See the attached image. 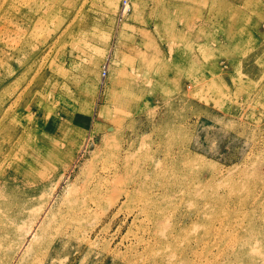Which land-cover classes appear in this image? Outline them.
I'll return each mask as SVG.
<instances>
[{
  "label": "rangeland",
  "instance_id": "rangeland-1",
  "mask_svg": "<svg viewBox=\"0 0 264 264\" xmlns=\"http://www.w3.org/2000/svg\"><path fill=\"white\" fill-rule=\"evenodd\" d=\"M12 1L0 264H264V0H128L123 23L127 0H45L43 24L19 30ZM55 110L77 131L56 165L27 166ZM91 170L106 177L76 194Z\"/></svg>",
  "mask_w": 264,
  "mask_h": 264
},
{
  "label": "bare ground",
  "instance_id": "bare-ground-1",
  "mask_svg": "<svg viewBox=\"0 0 264 264\" xmlns=\"http://www.w3.org/2000/svg\"><path fill=\"white\" fill-rule=\"evenodd\" d=\"M7 0H5V3H6ZM2 2V1H1ZM4 2V0H3ZM44 2L45 0H13L12 1V5L9 7L10 9L9 10V13L11 14L10 11L13 12V15H14V19L13 17L11 19H13V21L15 22L14 25L16 24V27L18 30L19 29H23V27L25 28V26H27L29 28V26H32L33 23H35V25L38 23H42L43 22V9H44ZM109 2L111 4L114 3V0H109ZM5 3L3 4V6L5 5ZM78 3V2H77ZM1 5V3H0ZM130 7V4L128 3V0L123 3L122 5V8L123 10H121V13H120V18H119V22L120 23H123V21L125 20V15L128 13V9ZM121 8V9H122ZM7 9H5V12H6ZM165 13V12H164ZM3 14V13H2ZM5 14V13H4ZM8 14L6 13V16ZM9 16V15H8ZM12 16V15H11ZM10 17V16H9ZM1 18V17H0ZM7 19V18H6ZM3 20V18H2ZM163 27H164V30H165V33H166V36L170 37L171 34H172V27H171V19L169 18V16L167 14H163ZM7 22V21H6ZM12 23V22H11ZM43 24V23H42ZM3 26V24H1ZM1 30V29H0ZM28 31V29L26 30ZM25 31V32H26ZM38 31V30H37ZM29 32V31H28ZM26 32V34L28 33ZM21 33V32H20ZM19 33V34H20ZM24 34V33H23ZM22 34V35H23ZM25 35V34H24ZM30 41H26L24 43L21 44V50L23 51V49L27 46V44H29ZM20 46V45H19ZM2 49V48H1ZM0 49V50H1ZM85 52V51H84ZM93 52V51H92ZM91 52V53H92ZM90 53V51H89ZM88 53V54H89ZM86 54V53H85ZM19 55V54H18ZM96 55V54H95ZM85 57V56H84ZM95 57V56H94ZM99 57V56H98ZM96 58V57H95ZM101 57H99L100 59ZM20 59V58H19ZM97 59V58H96ZM40 60V59H39ZM21 61V60H20ZM43 61V60H42ZM99 61V60H98ZM19 62V61H18ZM23 61L19 62V64L17 66H12V77H14V80H17L21 77L22 79L24 80L25 77H26V65L22 63ZM84 63V62H83ZM98 63V62H97ZM40 64V63H39ZM78 64V63H77ZM94 64V63H93ZM111 64H112V55H108V54H104V60L103 62L100 63L97 65L102 69H105L107 71H109V69L111 68ZM71 67V66H70ZM96 68V67H95ZM39 69V68H38ZM75 69V68H74ZM89 68H86L85 71L88 70ZM45 70V69H44ZM70 71V69H69ZM68 71V72H69ZM106 71V72H107ZM37 72V71H36ZM44 72V71H43ZM73 72V71H72ZM1 73V72H0ZM43 74V73H42ZM41 74V75H42ZM68 75V74H67ZM33 76V75H32ZM35 77V76H34ZM78 77V76H77ZM105 76H103L102 74V71L100 72L99 76H98V80H97V84H93L92 86H89L88 84H85L83 83V81H81V84H80V90L81 92L83 91L84 94H93L94 92H96L97 94V91H98V88H99V85L100 83H104V78ZM21 79V80H22ZM31 79V78H30ZM81 80V78H80ZM107 80V79H106ZM20 82V81H19ZM14 83L18 84V82H15ZM29 83V82H28ZM32 83V82H31ZM30 85L27 84V86ZM64 85V84H63ZM62 86V85H61ZM25 87V86H24ZM25 89V88H24ZM65 89V88H64ZM23 90V88H22ZM50 91V90H49ZM67 91V90H66ZM20 92V91H19ZM24 92V91H23ZM70 92V91H68ZM52 93V92H51ZM72 93V91H71ZM36 94V93H35ZM53 94V93H52ZM67 95V94H66ZM21 96V94H20ZM34 97V96H33ZM54 97V96H53ZM70 97V96H69ZM0 98H1V94H0ZM47 99V98H45ZM74 99V98H73ZM13 100V99H12ZM11 100V101H12ZM76 100V99H74ZM17 101V100H16ZM13 103V102H12ZM11 103V104H12ZM16 103V102H15ZM10 104V103H9ZM94 105V102L92 103ZM16 105V104H15ZM93 105H91V116L88 118L90 120V118L92 117L93 115V111L95 110V108L93 107ZM11 106V105H10ZM13 106V105H12ZM56 106V104H55ZM27 107V106H26ZM31 107V106H30ZM16 108V107H15ZM28 109V108H27ZM8 109L5 107V105L3 103H1L0 105V113L3 112V116L6 115V111ZM97 110V109H96ZM41 112V108L39 110ZM100 112V117H105V112L102 110L99 111ZM97 114V112H96ZM95 114V115H96ZM50 115V113H48V116ZM95 115H93V117L95 118ZM28 116V115H27ZM38 116V115H37ZM47 116V115H46ZM45 116V117H46ZM2 117V116H1ZM15 117V116H14ZM12 118V117H11ZM31 119H33V117H31ZM48 119V118H47ZM61 119L63 120H66V118L64 116L61 115V113L58 111H53L52 113V120H50V123L49 126L47 128L46 131L40 133L39 137L37 138L36 141H39L37 144H36V149L35 150H30L28 153V156L30 155L31 156V159H29V157L27 158H24V162L27 164V166L29 165L30 167H32L34 165V162L38 161V162H41V165L42 163L44 162H47V163H52L53 165L55 163H58L60 162L59 158L63 156V153H64V148L65 146H67V137L68 136H71L72 137V133L73 131H77V127H78V124L80 121L79 119H76L72 124V122H70V125L69 124H65L64 122H60ZM88 120V121H89ZM87 121V123H88ZM47 122V121H46ZM102 123V122H101ZM100 122H98V126ZM3 127V126H2ZM110 128V127H109ZM113 127H111L110 129H112ZM1 130V128H0ZM37 136V135H36ZM11 137V136H10ZM6 139V138H5ZM10 139V138H9ZM5 142V141H4ZM32 151V152H31ZM26 156V155H25ZM6 159V158H5ZM3 159V160H5ZM21 162V161H20ZM5 163V162H4ZM7 163V162H6ZM10 163V162H9ZM11 165V164H10ZM56 165V164H55ZM50 166V164H49ZM23 167V166H22ZM57 167V166H56ZM51 168V167H49ZM48 169V168H47ZM48 172V171H47ZM117 173V172H116ZM120 173V172H119ZM46 174V172H45ZM117 175V174H115ZM106 177V175H105ZM101 173H98L94 170H91L89 171L88 175L86 176L85 180L83 181L81 187H79L80 189H76L75 192L76 194H80V195H86L89 190L94 186L95 182H96V185H95V188H97L99 185H100V181L99 180H102L103 178H105ZM126 194H129V191L127 192L126 191ZM90 210V207L88 206V204H86V202L82 205V213H85L87 211ZM36 237V233L34 234V237ZM32 243L30 242L28 244V247L31 246ZM3 246V244L0 242V260H1V257H2V253H1V247ZM28 250V249H27Z\"/></svg>",
  "mask_w": 264,
  "mask_h": 264
}]
</instances>
